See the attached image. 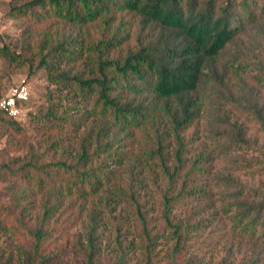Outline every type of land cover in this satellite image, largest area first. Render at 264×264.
<instances>
[{
  "label": "trees",
  "instance_id": "1",
  "mask_svg": "<svg viewBox=\"0 0 264 264\" xmlns=\"http://www.w3.org/2000/svg\"><path fill=\"white\" fill-rule=\"evenodd\" d=\"M12 15L25 25V54L38 57L37 67L59 91V103L37 117L49 132L48 149H57L52 157L44 159L24 142L16 147L27 145L24 155L0 162L3 180L30 185L40 196L41 212L31 230L26 224L32 194L21 189L10 196L12 210H19L18 221L35 238L34 248L56 212L102 190L105 209L113 201L133 205L150 250L155 234L148 228L145 203L136 194L146 161L165 181L161 217L175 238L176 254L191 225L173 214V206L196 192L187 184L201 169L199 158L187 161L183 133L205 111H221L224 104L237 102L247 57L232 48V58L223 54L246 22L257 19L252 0H25ZM1 51L16 55L7 46ZM255 79L264 80V73ZM53 95L48 92L49 99ZM256 112L264 124V113ZM10 128L17 134L24 130L0 107V135ZM134 143L138 156L120 150ZM5 149H0V158L7 155ZM122 165H132L125 189L111 184ZM233 201L226 211L236 207L234 221L241 230L264 234V201ZM98 215L94 210L89 219L88 264L98 263L93 239ZM114 224L123 252L120 224Z\"/></svg>",
  "mask_w": 264,
  "mask_h": 264
},
{
  "label": "rangeland",
  "instance_id": "2",
  "mask_svg": "<svg viewBox=\"0 0 264 264\" xmlns=\"http://www.w3.org/2000/svg\"><path fill=\"white\" fill-rule=\"evenodd\" d=\"M24 1L0 0V107L1 102L16 89L25 87L28 92L27 99L17 104V113L13 116L24 130L17 134L10 128L0 135V149L8 148L4 150L7 155L0 158V162L24 155L29 144L47 160L57 150L48 149L49 132L40 125L37 117L49 106L59 103L55 96L59 91L48 82L45 70L37 67L38 57L25 54V25L12 15L13 8ZM252 2L257 19L246 22L237 39L227 45L223 54L224 58H232V48L247 57L242 79H239L243 82L237 102L224 104L221 111L217 108L205 111L183 133L187 140L185 157L188 162L199 158L201 169L187 184V188H195L196 192L173 206V214L183 223L189 220L191 225L176 254L175 238L161 217V192L165 181L157 167H150L144 161L138 176L143 183L136 187V194L145 203L143 208L149 220L148 228L155 234L150 250H147L146 238L133 212V205L129 201H113L112 207L105 209L100 201L102 190L56 212L43 227L45 235L35 249V238L18 221L19 210H12L10 196L21 189L32 194L26 224L30 230L41 212L40 196L30 185H20L10 178L3 180L2 175L0 264H88L89 219L94 210L99 213L100 220L93 237L98 246L97 264H264V234L243 232L234 221V205L231 211H226L234 197L247 205L264 201V124L256 112L261 109L264 113V80L255 82V78L264 73V15H260L264 0ZM3 46L16 55L2 53ZM234 64L233 68L237 66ZM232 78L233 82L238 81ZM49 91L54 93L52 99H49ZM60 102L64 104L65 100ZM85 128L78 129L77 133ZM24 142L26 147L18 150L16 147ZM120 150L131 151V157L138 156L139 151L136 143L131 148L121 147ZM130 166L119 167L111 184H120L122 189L129 186ZM154 174H157L155 180ZM179 184L180 180L176 189H179ZM114 221L120 224L123 252L118 248Z\"/></svg>",
  "mask_w": 264,
  "mask_h": 264
},
{
  "label": "built area",
  "instance_id": "3",
  "mask_svg": "<svg viewBox=\"0 0 264 264\" xmlns=\"http://www.w3.org/2000/svg\"><path fill=\"white\" fill-rule=\"evenodd\" d=\"M27 93L25 87L16 89L7 99L1 102V107L7 110L10 115L14 116L17 113V104L27 99Z\"/></svg>",
  "mask_w": 264,
  "mask_h": 264
}]
</instances>
